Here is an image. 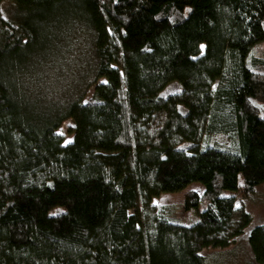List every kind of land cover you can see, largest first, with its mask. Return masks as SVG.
<instances>
[{"label": "trees", "instance_id": "16d2710c", "mask_svg": "<svg viewBox=\"0 0 264 264\" xmlns=\"http://www.w3.org/2000/svg\"><path fill=\"white\" fill-rule=\"evenodd\" d=\"M262 44L264 0H0V264H264Z\"/></svg>", "mask_w": 264, "mask_h": 264}, {"label": "rangeland", "instance_id": "374dc122", "mask_svg": "<svg viewBox=\"0 0 264 264\" xmlns=\"http://www.w3.org/2000/svg\"><path fill=\"white\" fill-rule=\"evenodd\" d=\"M264 52V44L259 48V54ZM72 139V135L65 139L68 142ZM211 141H218L221 143H227L228 138L222 134H217L211 138ZM195 190L197 192L202 191V186L199 183H192L186 189L180 192L174 193H163L158 198L154 200L157 206H169V209H173L174 221L179 224L190 225L197 220V215L194 212H184L182 207L183 199L186 191ZM259 200L253 202L251 205V210L253 212L254 218L259 219L264 217V188H261L259 193ZM172 214V213H171ZM210 264H255L250 258L248 251H238L233 249L232 251H219L213 252L209 259Z\"/></svg>", "mask_w": 264, "mask_h": 264}]
</instances>
